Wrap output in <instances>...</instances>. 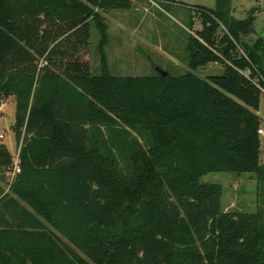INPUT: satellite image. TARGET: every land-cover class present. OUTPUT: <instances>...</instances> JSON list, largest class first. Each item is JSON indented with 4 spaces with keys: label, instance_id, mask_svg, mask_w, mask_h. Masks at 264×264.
Wrapping results in <instances>:
<instances>
[{
    "label": "trees",
    "instance_id": "1",
    "mask_svg": "<svg viewBox=\"0 0 264 264\" xmlns=\"http://www.w3.org/2000/svg\"><path fill=\"white\" fill-rule=\"evenodd\" d=\"M133 5L0 0V100L15 101L21 158L6 188L0 141V264H264V37L242 42L255 11L192 6L189 66L222 73L118 75L100 11ZM92 22L98 73L83 58ZM216 171L256 174L257 210L223 209V185L201 180Z\"/></svg>",
    "mask_w": 264,
    "mask_h": 264
},
{
    "label": "rangeland",
    "instance_id": "2",
    "mask_svg": "<svg viewBox=\"0 0 264 264\" xmlns=\"http://www.w3.org/2000/svg\"><path fill=\"white\" fill-rule=\"evenodd\" d=\"M217 0H135L128 9L100 11L107 25L108 42L104 47L110 71L118 75L157 74L161 69L173 75L194 72L206 78L209 74L224 71L220 62L192 69L188 63L187 44L191 35H196L202 23L194 16L192 6L215 7ZM234 15L244 18L255 11L254 32L242 35V42L254 45L264 37V0H233ZM194 16L193 27L191 18ZM101 35L95 22L91 25L90 46L83 54L93 73L101 71ZM262 65L264 68V51ZM16 105L13 97L0 100V141L7 144L11 153L17 151L15 132ZM257 113L262 118L264 129V101ZM131 135H136L131 130ZM118 153V151H115ZM120 166L124 169L126 161L119 155ZM261 162L264 163V134H261ZM203 182H218L223 185L222 207L225 210L256 211L258 208L257 176L254 173L234 174L216 171L202 176ZM9 181V180H8ZM2 184L7 188L6 181Z\"/></svg>",
    "mask_w": 264,
    "mask_h": 264
},
{
    "label": "built area",
    "instance_id": "3",
    "mask_svg": "<svg viewBox=\"0 0 264 264\" xmlns=\"http://www.w3.org/2000/svg\"><path fill=\"white\" fill-rule=\"evenodd\" d=\"M244 73L249 77L251 72L250 70H247L244 71ZM260 88L264 93V87L260 86ZM259 133L264 134V129L262 127L259 129ZM3 137L4 135L1 133L0 138ZM20 172H21V158H20V148L18 147L16 153L13 155V161L11 162V164L7 166L5 173L9 182H12Z\"/></svg>",
    "mask_w": 264,
    "mask_h": 264
},
{
    "label": "water",
    "instance_id": "4",
    "mask_svg": "<svg viewBox=\"0 0 264 264\" xmlns=\"http://www.w3.org/2000/svg\"><path fill=\"white\" fill-rule=\"evenodd\" d=\"M226 48H227V45H225V46L222 48V50L225 51ZM160 73L163 74V75H167V74H168V71L161 69V70H160Z\"/></svg>",
    "mask_w": 264,
    "mask_h": 264
}]
</instances>
